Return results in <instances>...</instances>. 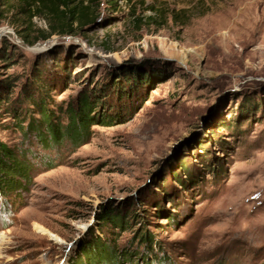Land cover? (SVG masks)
<instances>
[{"label":"rangeland","instance_id":"obj_1","mask_svg":"<svg viewBox=\"0 0 264 264\" xmlns=\"http://www.w3.org/2000/svg\"><path fill=\"white\" fill-rule=\"evenodd\" d=\"M151 3L167 7L166 21L137 26ZM96 4L80 33L30 46L0 24V94L12 99L0 102V141L30 163L28 179L0 190V264H86L91 252L98 264H263L264 0ZM180 9L185 24L171 18ZM129 75L145 82L129 99L107 97L124 120L94 125L86 143L57 155L24 134L40 118L23 99L38 98L33 79L58 115Z\"/></svg>","mask_w":264,"mask_h":264},{"label":"trees","instance_id":"obj_2","mask_svg":"<svg viewBox=\"0 0 264 264\" xmlns=\"http://www.w3.org/2000/svg\"><path fill=\"white\" fill-rule=\"evenodd\" d=\"M87 1V3H84V0H0V24L7 21L22 43L29 46L38 41L47 40L52 35H76L82 31L85 25L92 24L96 19L95 10L92 7L97 5L98 0ZM141 3L143 4V2ZM145 9L154 13V16H146L145 18L136 16L134 23L137 26L151 21L156 22V19H159L158 24L166 21L167 7L162 8L151 3L146 5ZM173 11L170 10L173 21L185 24L182 17L187 10ZM34 17L43 18L46 21V28L36 27L32 22ZM0 59L8 60L9 53H6L4 49L0 50ZM130 75L127 79L126 77L122 79V76L113 77L105 85L92 86L82 91L75 101L70 102L63 109L60 107V114L58 115L47 106L51 88L40 77L33 79V84H35L36 91H38V98L35 99L34 94L30 93L24 95L25 98L23 99L25 102L29 101L36 106L40 118L29 122L24 129V134L35 130L41 145L53 149L57 155L61 146L67 144L71 149H75L86 143L91 136L94 125L108 126L116 121L124 120L126 112L120 110L122 105L115 112L114 110L111 112L113 106L110 105L113 104L109 103L110 100L107 97L115 95L118 99H122V96L129 99L133 93L132 90L145 82V75ZM6 85L8 86V84ZM4 91L5 94H0V102L8 103L12 100L10 98L11 90ZM13 113H15L16 119H18L17 124L20 126L22 113L18 111H13ZM59 115H64L65 120H62ZM221 127L228 126L223 125ZM24 156V151H21L19 155L10 146L0 141L1 191L6 192L7 189L21 185L20 183L16 184L14 176L28 179L27 173L30 169V163ZM49 165H53L51 161H49ZM210 171L214 175V170L210 168ZM107 213L100 216V220L117 224L116 218ZM139 241L151 248L152 241L146 235H142ZM92 251H96V249ZM100 254H103V252H100ZM90 256L94 261L87 257L89 260L86 264L99 263L97 258L100 257H95L92 252ZM112 261V263H116L114 259Z\"/></svg>","mask_w":264,"mask_h":264},{"label":"bare ground","instance_id":"obj_3","mask_svg":"<svg viewBox=\"0 0 264 264\" xmlns=\"http://www.w3.org/2000/svg\"><path fill=\"white\" fill-rule=\"evenodd\" d=\"M183 55V54H182Z\"/></svg>","mask_w":264,"mask_h":264}]
</instances>
